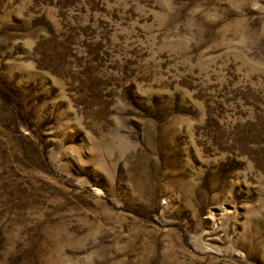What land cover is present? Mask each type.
I'll list each match as a JSON object with an SVG mask.
<instances>
[{
	"label": "rangeland",
	"instance_id": "374dc122",
	"mask_svg": "<svg viewBox=\"0 0 264 264\" xmlns=\"http://www.w3.org/2000/svg\"><path fill=\"white\" fill-rule=\"evenodd\" d=\"M0 264H264V0H0Z\"/></svg>",
	"mask_w": 264,
	"mask_h": 264
}]
</instances>
